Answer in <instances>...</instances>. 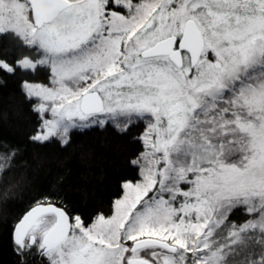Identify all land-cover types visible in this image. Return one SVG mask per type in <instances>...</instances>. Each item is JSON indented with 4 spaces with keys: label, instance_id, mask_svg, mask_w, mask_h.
Instances as JSON below:
<instances>
[{
    "label": "snow or ice",
    "instance_id": "1",
    "mask_svg": "<svg viewBox=\"0 0 264 264\" xmlns=\"http://www.w3.org/2000/svg\"><path fill=\"white\" fill-rule=\"evenodd\" d=\"M40 71L31 141L144 128L108 213L17 218L18 264H264V0H0V84Z\"/></svg>",
    "mask_w": 264,
    "mask_h": 264
},
{
    "label": "trees",
    "instance_id": "2",
    "mask_svg": "<svg viewBox=\"0 0 264 264\" xmlns=\"http://www.w3.org/2000/svg\"><path fill=\"white\" fill-rule=\"evenodd\" d=\"M6 44L13 54L20 51L14 41ZM45 76L43 71L18 74L0 84V155L16 150L7 175L0 172V191L12 186L8 199L0 200V264H18L13 226L34 201L55 193L82 215L106 214L121 179L136 175L129 161L141 148L137 138L143 123L127 134L114 127L73 129L67 145L57 139L44 143L29 139L39 120L21 83L44 81ZM28 259L29 264H42L38 254Z\"/></svg>",
    "mask_w": 264,
    "mask_h": 264
},
{
    "label": "water",
    "instance_id": "3",
    "mask_svg": "<svg viewBox=\"0 0 264 264\" xmlns=\"http://www.w3.org/2000/svg\"><path fill=\"white\" fill-rule=\"evenodd\" d=\"M14 239V238H13Z\"/></svg>",
    "mask_w": 264,
    "mask_h": 264
}]
</instances>
